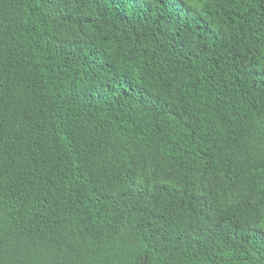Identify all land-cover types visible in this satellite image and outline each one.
I'll list each match as a JSON object with an SVG mask.
<instances>
[{
	"label": "trees",
	"instance_id": "16d2710c",
	"mask_svg": "<svg viewBox=\"0 0 264 264\" xmlns=\"http://www.w3.org/2000/svg\"><path fill=\"white\" fill-rule=\"evenodd\" d=\"M0 264H264V0H0Z\"/></svg>",
	"mask_w": 264,
	"mask_h": 264
}]
</instances>
